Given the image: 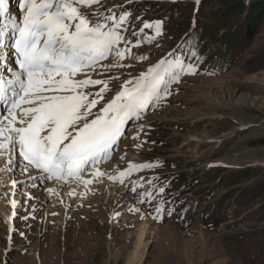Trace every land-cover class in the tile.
<instances>
[{"label": "rangeland", "instance_id": "1", "mask_svg": "<svg viewBox=\"0 0 264 264\" xmlns=\"http://www.w3.org/2000/svg\"><path fill=\"white\" fill-rule=\"evenodd\" d=\"M222 1L101 0L81 8L93 23L130 12L121 28L127 43L119 45L131 50L119 61L125 66L92 74L110 88L94 113L161 59L194 63L195 74L181 75L165 100L129 121L111 158L97 166L119 195L107 188L53 200L42 195L51 180L35 190L30 179L0 172V264H264V195L253 191L264 180V16L245 39L243 16L218 20ZM9 7L22 20L17 0ZM157 20L163 34L153 40V29H140ZM196 42L205 56L194 62ZM129 163L156 166L123 183L109 179ZM158 206L162 219H154Z\"/></svg>", "mask_w": 264, "mask_h": 264}, {"label": "snow or ice", "instance_id": "2", "mask_svg": "<svg viewBox=\"0 0 264 264\" xmlns=\"http://www.w3.org/2000/svg\"><path fill=\"white\" fill-rule=\"evenodd\" d=\"M17 2L23 10L22 20L11 13L10 0H0V104L4 106V112H0V159L4 165L0 171L19 169L22 174H30L36 170L58 184L77 181L87 186L93 180L83 178L86 167L95 169L97 178L104 175L97 166L111 158L125 125L143 119L149 108L171 94L170 84L179 83L181 75L195 74L196 65H185L180 58L161 59L139 77L125 81L121 90L94 113L92 110L110 88L108 80L93 79L92 74L97 68L106 71L125 66L119 61L131 50L119 45L127 43L121 28L130 12L125 10L118 18L113 13L102 18L105 22L97 19L93 23L81 8L100 4L101 0ZM162 28L161 20L146 21L140 31L153 29L154 40L163 34ZM13 51L17 68L6 63ZM191 55L199 58L197 50ZM109 59L113 62L101 63ZM96 86H100L97 91L90 90ZM155 166L129 163L119 177L109 179L123 183V177L133 171ZM16 184L13 181L12 187ZM48 191L51 194L54 189ZM69 195H75V191ZM147 195L151 197V193ZM10 203L15 216L17 202L13 199ZM163 212L158 206L154 219H162Z\"/></svg>", "mask_w": 264, "mask_h": 264}, {"label": "bare ground", "instance_id": "3", "mask_svg": "<svg viewBox=\"0 0 264 264\" xmlns=\"http://www.w3.org/2000/svg\"><path fill=\"white\" fill-rule=\"evenodd\" d=\"M14 59H15V56L14 55H10L8 57V60L6 62L8 67H11V68H15L16 67L13 64V60ZM1 74L3 75L2 72H0V76H1ZM3 107L4 106L2 104H0V110ZM3 165H4V160L3 159H0V168H3ZM0 172H4V173H7V174L12 173L16 177L22 176V178L30 179L29 181L32 184V186L35 188V190L36 189H39V184H41L39 182L41 180H45V178H46L44 176V174L38 173L37 171L35 173L31 171L30 174H22L19 169H16L15 171H9V172L8 171H0ZM94 172H95V170L89 172V174L84 177V179H91V180H93V182L91 184H88L87 186H85L83 183L77 182V181H72V182L65 183V184H58V183H55L54 181H52L48 185L47 189L45 188L46 191L44 190L45 193H43L42 195L52 197L53 200H57V199L63 197V200L65 201V197L64 196L65 195H68L69 196V192H71L73 190L75 191V195H81L83 197L87 196L90 191L99 190V189H105L106 190L107 188H108L109 191H112V193H114L115 195H119L120 194V193L117 192V188L109 186V184L107 183L106 180L100 178L101 176L98 177V178L95 177ZM16 177H14V178H16ZM9 181H12V180L9 179ZM9 184H10V182H9ZM48 189H54V192L50 194L49 191H48ZM146 229H148V230H146ZM146 229H145L146 236H145L144 241H143V244H144V247L143 248L144 249L147 246V240L146 239L148 237V234H149V232L152 233V231H150L148 227ZM137 241L138 240L135 239V243ZM141 246H142V244H141Z\"/></svg>", "mask_w": 264, "mask_h": 264}, {"label": "trees", "instance_id": "4", "mask_svg": "<svg viewBox=\"0 0 264 264\" xmlns=\"http://www.w3.org/2000/svg\"><path fill=\"white\" fill-rule=\"evenodd\" d=\"M219 21H225L230 19L232 16H243V24L245 27L240 29V33L245 39H249L254 33L257 25L260 24L262 18L264 16V1H255L248 6H244L243 3L239 0H223L219 7ZM238 19V18H237ZM200 42H196L194 46H192V50H197L199 54V58L196 59L192 57L190 52L191 60L197 62L199 59L204 58V53L200 50ZM222 62V63H221ZM217 62L216 61V68L225 67L223 61ZM254 193L256 194H263L264 195V180L258 183L255 188L253 189Z\"/></svg>", "mask_w": 264, "mask_h": 264}]
</instances>
